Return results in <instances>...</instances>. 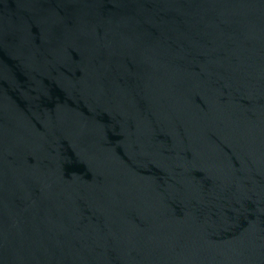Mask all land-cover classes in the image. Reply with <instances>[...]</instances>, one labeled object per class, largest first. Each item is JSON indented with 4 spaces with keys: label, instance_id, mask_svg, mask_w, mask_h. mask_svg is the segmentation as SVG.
Segmentation results:
<instances>
[{
    "label": "water",
    "instance_id": "1",
    "mask_svg": "<svg viewBox=\"0 0 264 264\" xmlns=\"http://www.w3.org/2000/svg\"><path fill=\"white\" fill-rule=\"evenodd\" d=\"M0 264H264V0H0Z\"/></svg>",
    "mask_w": 264,
    "mask_h": 264
}]
</instances>
